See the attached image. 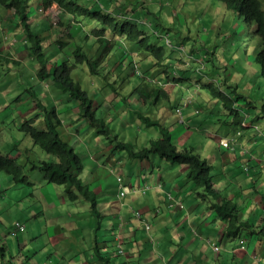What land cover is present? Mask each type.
<instances>
[{"label": "clouds", "instance_id": "1", "mask_svg": "<svg viewBox=\"0 0 264 264\" xmlns=\"http://www.w3.org/2000/svg\"><path fill=\"white\" fill-rule=\"evenodd\" d=\"M226 257L264 264V0H0V264Z\"/></svg>", "mask_w": 264, "mask_h": 264}, {"label": "crops", "instance_id": "2", "mask_svg": "<svg viewBox=\"0 0 264 264\" xmlns=\"http://www.w3.org/2000/svg\"><path fill=\"white\" fill-rule=\"evenodd\" d=\"M62 110L67 111V110H68L67 106H65ZM100 171H102V169H101ZM181 179H182V178H181ZM21 187H22V188H24V187H29V191H30V186H21ZM52 187H53V186H52L51 184H49V185H47L46 187H44V188L42 189L43 194L49 199V201H51V199H52V197H53V195H54V192L52 191ZM187 187H189V185H185V190H187ZM11 195H12V199H17V200H18V199L22 198V197L25 195V192H24V191L15 192V193H13V194H11ZM214 216H215V213H213V217H214ZM213 217H209V219L212 220ZM207 227H208V228H211L212 225L209 224ZM53 260H55V258H53ZM224 264H228L227 257L225 258V262H224Z\"/></svg>", "mask_w": 264, "mask_h": 264}, {"label": "rangeland", "instance_id": "3", "mask_svg": "<svg viewBox=\"0 0 264 264\" xmlns=\"http://www.w3.org/2000/svg\"><path fill=\"white\" fill-rule=\"evenodd\" d=\"M72 31H73V33H75V32L78 31V29H77V28H73ZM66 49H67V48H66ZM66 49H65V50H66ZM67 50H68V49H67ZM67 50H66V51H67ZM61 62H62V61H61ZM28 107H29V105H28L27 103H25V104L22 105V109L25 110V111L28 109ZM22 186H23V185H22Z\"/></svg>", "mask_w": 264, "mask_h": 264}, {"label": "trees", "instance_id": "4", "mask_svg": "<svg viewBox=\"0 0 264 264\" xmlns=\"http://www.w3.org/2000/svg\"><path fill=\"white\" fill-rule=\"evenodd\" d=\"M74 46V45H73ZM67 50V49H66ZM67 51H69V50H67ZM69 54H71V52L69 51ZM62 63V62H61Z\"/></svg>", "mask_w": 264, "mask_h": 264}]
</instances>
